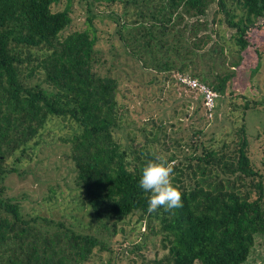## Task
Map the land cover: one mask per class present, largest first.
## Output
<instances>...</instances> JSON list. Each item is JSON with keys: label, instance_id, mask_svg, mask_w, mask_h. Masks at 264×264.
I'll return each instance as SVG.
<instances>
[{"label": "trees", "instance_id": "1", "mask_svg": "<svg viewBox=\"0 0 264 264\" xmlns=\"http://www.w3.org/2000/svg\"><path fill=\"white\" fill-rule=\"evenodd\" d=\"M94 1L107 9L93 13L87 4V27L76 30L72 0L62 10L54 8L61 0H0V264H96L98 256L116 264L120 253L108 237L134 215L166 252L145 261L137 253L142 245L128 243L141 264H245L264 235V158L259 167L251 157L245 117L264 102L250 89L237 94L235 87L244 71L255 85L264 57V0ZM95 20L115 29L129 57L124 74L118 59L112 61L119 55L109 50V61L99 49ZM229 57L235 61L228 63ZM136 66L142 75L156 74L146 83L158 95L146 101L169 103L173 84L189 90L178 75L218 93L213 117L226 100L242 99L233 103L240 121L231 138L215 133L205 139L203 130L193 129L186 140L182 134L175 139L159 116L141 121L131 134L118 92ZM197 98L204 108L203 96ZM56 127H64V136ZM47 143L69 150L64 158L72 165L79 215L72 224L66 217L22 215L21 203L7 194L6 179L22 175L26 157H36ZM155 159L172 167L182 207L147 211L138 179ZM86 227L89 232L76 230ZM128 264L137 260L130 256Z\"/></svg>", "mask_w": 264, "mask_h": 264}, {"label": "rangeland", "instance_id": "2", "mask_svg": "<svg viewBox=\"0 0 264 264\" xmlns=\"http://www.w3.org/2000/svg\"><path fill=\"white\" fill-rule=\"evenodd\" d=\"M64 3L66 4V0H61V3L55 5L54 8L62 10L65 8ZM87 4H91L90 8L93 13H98V10L107 9L103 3H101L102 9H100L98 2L95 3L94 0H72L71 17L73 19V27L76 30L87 27L84 23ZM111 8L118 13L121 10L118 4L112 5ZM216 9L215 3L210 5L205 17L209 22L213 19L212 15ZM105 22V20L101 23L98 20L94 21V25L99 33V49L103 50L105 58L110 59L109 61H111L109 50L119 55V58H112V61L113 59L114 61L118 59L119 63L117 66H120L119 70L124 74L125 72L122 67L126 61H129V57L125 55L118 35H114L115 29L112 27L109 29V25L107 27ZM216 28L217 25H214V30ZM212 38L213 41L216 39L214 33H212ZM234 61L235 57H229L228 63ZM226 69L233 70L232 65L228 64ZM146 71L147 73L142 75L136 66L129 71V75L133 73L131 77H127L130 79V82L121 81L120 83L118 92L119 101L127 108L123 122L126 121L129 124L131 134L136 135L138 133L136 127L141 125V121L147 120L148 117L155 118L159 116L163 119L167 132L171 133V136L175 139L179 138L182 134L184 140H186L187 136L191 135L193 129L203 130L207 135L205 139L211 138L215 133V135H218L222 139L231 138L229 133L234 130L236 122L240 121L237 115L238 108H235L233 103H244L241 101L242 99L234 100L233 103L226 100L219 106L221 109L219 108L215 117H213V113L212 119L207 116L205 118L204 108L197 103L198 94L190 90L178 89L174 84L169 87V97L171 98L169 103L163 105L146 101V98L153 93L158 95L157 87L146 83L147 80L154 78L156 74L152 70ZM253 82L255 85L251 86L248 80V72L244 71L238 78L239 86L235 87V92L237 94H245V91L250 89L252 92H255L256 99L259 102H264V57L261 60V66L253 78ZM127 88L130 90L129 94L125 92ZM165 89L168 88L166 87ZM218 101L219 104L220 100ZM231 111L234 112L233 116L229 114ZM245 123L249 134L251 157L259 167H262L261 159L264 158V106L248 110ZM56 128L59 130L57 136H64V127ZM56 131L55 129L54 132ZM119 135L121 136V134ZM68 154L67 145L43 144L36 157H33L31 160L26 157V162L22 164L20 169V172H24L22 175L11 174L6 179L7 194L8 196H12L15 201L21 203L20 209L22 215H38L55 220L66 217L71 224L75 220L72 216H76L77 219L79 218L77 209H74L78 203L73 199L77 194L76 186L72 183L71 178V171L73 169L71 163L67 162L64 158ZM51 190L55 194L52 195ZM53 196L54 198L51 200ZM85 224L87 225L88 222H85ZM88 225L90 226V224ZM116 227L117 233L114 236L108 237L109 243H112L113 250L120 253V261H117L116 264H128V257L130 256L137 260V264H141L139 256L129 253L131 246L128 243H140L142 245V248L137 253L142 255L145 261H151L154 258H161L165 255L166 252L160 248V238L150 234L145 228L144 221L139 222L138 215L126 218L123 224H118ZM85 229L87 227L77 228L76 230L83 232ZM86 232H89L88 229ZM100 259L101 257L98 256L96 264H105V258ZM245 264H264V235L256 238L255 246Z\"/></svg>", "mask_w": 264, "mask_h": 264}, {"label": "clouds", "instance_id": "3", "mask_svg": "<svg viewBox=\"0 0 264 264\" xmlns=\"http://www.w3.org/2000/svg\"><path fill=\"white\" fill-rule=\"evenodd\" d=\"M172 172V167L160 159L149 160L142 167L138 186L147 194L149 213L159 208L171 210L182 207L181 192L171 181Z\"/></svg>", "mask_w": 264, "mask_h": 264}, {"label": "built area", "instance_id": "4", "mask_svg": "<svg viewBox=\"0 0 264 264\" xmlns=\"http://www.w3.org/2000/svg\"><path fill=\"white\" fill-rule=\"evenodd\" d=\"M177 79L183 86L187 87L189 90L203 96V106L206 112V116L208 118H212L218 94L196 79H190L187 76L179 75L177 76Z\"/></svg>", "mask_w": 264, "mask_h": 264}]
</instances>
